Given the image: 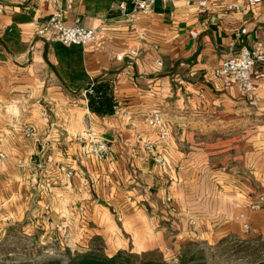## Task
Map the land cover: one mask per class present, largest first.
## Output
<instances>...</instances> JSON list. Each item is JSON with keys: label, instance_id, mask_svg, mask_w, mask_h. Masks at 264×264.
Segmentation results:
<instances>
[{"label": "crops", "instance_id": "crops-1", "mask_svg": "<svg viewBox=\"0 0 264 264\" xmlns=\"http://www.w3.org/2000/svg\"><path fill=\"white\" fill-rule=\"evenodd\" d=\"M121 1L128 0H73L66 21L80 17L98 32L95 43L82 46L38 35L49 4L0 0V226L52 217L73 246L101 235L111 254L169 249L176 256L188 240L246 235L244 222L252 236L264 237V209L250 208L264 193V78L255 80L251 105L213 73L243 45L264 50V1L207 0L199 13L198 0H159L134 22L121 14ZM229 3L244 10L227 11ZM59 4L65 8L66 0ZM131 49L138 55L117 59ZM97 78L114 83L118 113L89 109L83 92ZM155 110L169 127L163 141L144 120ZM44 111L54 122L57 160L85 169L88 185L55 170L33 183L39 140L49 130ZM28 125L36 138L24 134ZM86 129L110 142L106 158L86 154L75 139ZM137 134L157 143L164 167L144 161ZM81 216L88 226L72 236Z\"/></svg>", "mask_w": 264, "mask_h": 264}, {"label": "built area", "instance_id": "built-area-1", "mask_svg": "<svg viewBox=\"0 0 264 264\" xmlns=\"http://www.w3.org/2000/svg\"><path fill=\"white\" fill-rule=\"evenodd\" d=\"M21 3L36 1L45 2L52 8V13L48 21L41 25L37 30L38 35H48V40L52 42H61L66 45H88L95 43L97 38V30L95 28H87L81 24V18L76 17L74 23L70 24L66 21L67 14L73 8V0H66L65 8L59 4V0H18ZM159 0H128L119 3V9L123 16H126L131 22H134L139 15L152 14L155 11L156 4ZM177 2L180 0H163ZM264 0H246L250 5H256ZM207 0H198L199 13H204L207 8ZM3 8L0 7V11ZM227 11L242 12L244 5L241 3H229L226 5ZM216 17H219L217 14ZM193 37L198 34L195 30L190 31ZM241 33H246V29H242ZM127 53L131 56L138 55V51L131 49L127 52H121L117 59L124 61ZM129 63V62H128ZM159 65H163L162 61H158ZM125 73L130 74L128 69L124 70ZM214 75L217 79L221 80L222 84L226 87H235L240 96L249 99L251 105L255 104V93L257 85L255 80L257 78H264V50L257 47H249L243 45L237 55H231L224 59L220 65L214 69ZM92 87L86 88L83 92L87 102L88 93L92 92ZM120 104V103H119ZM115 113H118V105H115ZM43 121L49 126V130L45 137L39 140V152L37 161V171L35 176L38 178L43 177L49 179L55 171L65 174L68 177L79 175L84 178V184H89L90 179L88 172L83 168H73L66 165L55 156L56 145L52 136V122L47 111L42 113ZM145 122L155 130L157 137L160 140H166L170 134L169 127L166 122L163 111L155 110L144 115ZM24 134L29 138H36L35 128L28 125L24 128ZM75 139L83 145V150L86 154L94 156L98 159H104L111 153V144L105 138L97 136L92 129H86L83 132L76 134ZM136 143L142 145L144 150L143 159L147 163H154L158 166L164 167L166 159L157 152V143L145 139L141 134L135 137ZM4 154L0 153V158H4ZM167 202H173L171 196H167ZM46 210L51 211V206L46 204ZM252 210L258 211L264 209V193L257 195L250 203ZM82 211L84 208L79 207ZM47 217V216H46ZM245 220V214L241 215ZM62 230L61 226H57ZM244 231L249 232L250 226L247 222L243 223ZM169 251V249H167Z\"/></svg>", "mask_w": 264, "mask_h": 264}, {"label": "rangeland", "instance_id": "rangeland-1", "mask_svg": "<svg viewBox=\"0 0 264 264\" xmlns=\"http://www.w3.org/2000/svg\"><path fill=\"white\" fill-rule=\"evenodd\" d=\"M82 216L79 217V224L73 223L72 236L75 235L76 231L78 232L88 226ZM116 221L121 226L118 217H116ZM27 222V220L11 222L6 229L0 226V264H20L22 262L66 264L67 249L76 251L89 246L104 248L107 254L113 255L111 254L113 248L109 245L110 250L108 249L106 240L101 235L102 240L90 238L87 242L85 239H75L77 242L73 246L72 239L70 242V239L61 234L65 230V226L56 222V219L54 221L52 217L50 220L40 218L39 222L29 221V224ZM89 223L92 224V222ZM58 225L62 227V230L58 229ZM67 229L69 232L68 226ZM246 233V235L231 234L217 242L200 241L198 249H195L194 262L204 264H250L264 258V237H254L251 231ZM194 248L192 247L191 251H194ZM160 252L166 262L178 264L179 253L174 256L169 251L160 250ZM137 254L141 253L137 252Z\"/></svg>", "mask_w": 264, "mask_h": 264}, {"label": "trees", "instance_id": "trees-1", "mask_svg": "<svg viewBox=\"0 0 264 264\" xmlns=\"http://www.w3.org/2000/svg\"><path fill=\"white\" fill-rule=\"evenodd\" d=\"M92 87L93 91L88 93V107L92 112L100 116L111 115L115 112L114 83L108 79L97 78L91 81L87 88ZM92 238L102 240L100 235ZM91 238V239H92ZM200 245L199 240H188L181 245L178 264H204L195 261V249ZM192 247L194 251H191ZM20 264H33L22 262ZM66 264H169L164 260L160 249H153L141 252L121 249L113 255H109L104 248L87 247L71 251L67 249ZM250 264H264V258H260Z\"/></svg>", "mask_w": 264, "mask_h": 264}, {"label": "water", "instance_id": "water-1", "mask_svg": "<svg viewBox=\"0 0 264 264\" xmlns=\"http://www.w3.org/2000/svg\"><path fill=\"white\" fill-rule=\"evenodd\" d=\"M32 181H33L34 184H37L38 181H39L38 176H33Z\"/></svg>", "mask_w": 264, "mask_h": 264}]
</instances>
